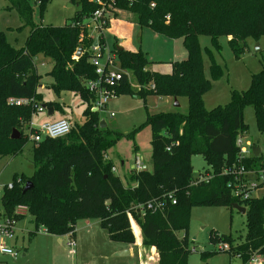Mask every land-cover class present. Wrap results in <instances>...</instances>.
Masks as SVG:
<instances>
[{"label":"trees","instance_id":"1","mask_svg":"<svg viewBox=\"0 0 264 264\" xmlns=\"http://www.w3.org/2000/svg\"><path fill=\"white\" fill-rule=\"evenodd\" d=\"M5 1L16 9L30 32L19 50L0 32V157L16 156L28 143L23 129L35 114V105L58 108L55 102L42 103L37 95L41 80L33 62L37 55L51 60L48 75L53 87L78 95L88 109L83 122L70 125L64 137L33 144L32 174L28 178L15 176L11 188H3L1 216L19 220L22 217L13 213L18 205H24L36 230L43 229L54 237L73 234L80 220H96L111 242L122 245L134 243L133 223L141 232L142 245L155 250L157 264H188L191 209L232 208L237 204L245 209L244 238L235 242L230 236L211 231L209 243L227 245V250L216 252H227L240 264L264 257V191L259 197L239 201L227 188L229 178L219 175L236 159V139L246 131L245 106L253 108L257 131L264 139V64L246 91L232 92L229 103L206 110L203 95L208 82L198 41L206 36L218 50L219 39L226 38L238 58L248 39L264 36V0H135L132 5L116 1L115 7L131 14L139 26L168 39H182L186 51V58L171 63L167 74L146 70L149 63L141 51L114 47L109 52L122 72L116 96L132 94L142 101L149 95L187 100L186 114L146 116L145 125L151 130V170L129 171L125 183L112 171V163L104 160L120 137L99 128L98 111L91 110L94 98L85 87V82L96 76L90 63L92 41L86 24L98 5L92 0H77L78 10L71 22L53 28L36 25L33 20L35 12L43 16L50 0ZM99 45L104 46L102 37ZM78 48L80 56L73 58ZM124 71L131 72L136 90L130 87ZM210 73L214 79L222 74L213 60ZM10 99L32 103L15 106L9 104ZM13 130L20 133L19 140L10 139ZM193 156H201L206 162L208 169L203 173L214 175L208 183L191 185L195 180L190 163ZM26 182L32 188L23 193ZM148 204L155 210L148 209ZM201 255L203 259L204 253Z\"/></svg>","mask_w":264,"mask_h":264},{"label":"rangeland","instance_id":"2","mask_svg":"<svg viewBox=\"0 0 264 264\" xmlns=\"http://www.w3.org/2000/svg\"><path fill=\"white\" fill-rule=\"evenodd\" d=\"M76 3L77 0L74 4L69 0H50L42 17H39L38 13L35 12L34 23L53 28H60L65 24H69L78 10ZM121 13L126 15L125 12ZM0 32L4 34L7 43L16 50L24 47L30 32V27L20 18L16 9L5 0H0ZM135 35L133 44L137 50L144 53V55L148 54L150 61H155L153 66H160L161 71H166V66H162V63H156L168 62V60L163 59L162 61V59H159L163 51L162 45L155 43L147 34L142 38L139 33ZM198 41L201 49L203 74L208 82V90L203 95V106L206 110L229 103L232 92L246 91L250 87L252 76L262 71L264 36L259 37L258 40L248 39L238 58H235L231 52L226 38L219 39L218 50L213 49L210 38L206 36L199 37ZM106 42L104 40L106 49L108 51L112 50L113 42L109 38L106 39ZM171 42L172 51L176 52L175 55L181 54L183 56L178 59L186 57L183 42L180 39L171 40ZM207 51H210L211 55ZM73 57L75 58L74 55ZM212 60L222 70L221 76L217 79L212 78L210 73ZM33 62L41 76L40 85L42 88H37V95L40 94L41 102L60 103L64 117L72 123L80 124L83 121V113L88 109L86 103L73 92L60 91L53 87V80L46 75L52 66V62L48 57L37 55ZM116 68H119L117 64ZM124 73L128 77L130 87L136 90L134 87L135 80L131 72L124 71ZM177 103L179 106L174 107V101L171 97L149 95L145 101H142L132 94H123L110 98L107 106L98 111L97 118L100 122L103 121L107 132L120 137L119 141L107 151L104 160L108 161L107 156L109 157L116 169V174L121 176V180H123V169L129 171L134 166L135 157L139 158L142 164L151 170V130L148 125H145L146 116L167 113L186 114V98L177 99ZM242 112L246 126V140L256 145L257 148H264V139L258 133L255 125L253 108L245 106ZM58 115V113L55 114V116ZM41 117H43L42 114L36 112L32 117V123L36 125L44 123V121H40ZM128 135H131V138L127 137ZM33 147V144L28 142L16 156L0 157V214L3 212L1 204L3 188L12 185L15 176L28 178L32 174ZM121 162L123 163L122 166L120 165ZM190 163L194 178H197L208 169L201 156L191 157ZM260 194L254 193V197H259ZM17 217L22 218L15 221L13 237L4 240V244L16 251L18 256L13 259L0 254V264H69L66 260H57L58 258L55 260V250L59 249V243L55 237L43 234V229L36 230L29 214ZM79 226L80 224H78ZM131 228H135L133 223ZM135 229L133 230L134 239ZM211 231L219 236H230L233 241L239 242L246 234L245 215L224 206H194L190 211L187 232L191 251L188 256V264H240L237 258L230 257L227 252H216L217 244L213 245L208 241ZM62 246H66L64 239H62ZM72 248L74 247L66 246L68 251ZM201 252L204 253L203 259L201 258ZM133 257L125 260L129 259L132 262H137V259ZM257 260L260 262L259 264H264V257L255 259L248 264H257ZM75 261L76 259H74Z\"/></svg>","mask_w":264,"mask_h":264},{"label":"built area","instance_id":"3","mask_svg":"<svg viewBox=\"0 0 264 264\" xmlns=\"http://www.w3.org/2000/svg\"><path fill=\"white\" fill-rule=\"evenodd\" d=\"M92 1L98 5V8L88 18L86 26L89 32V39L92 41V45L89 47V53L93 55L90 63L94 68L96 76L94 80L86 81L85 87L94 98L93 102H91V110L99 111L107 106V102L110 98L116 97L115 89L122 79V72L116 68L115 57L109 53L110 51H108L105 46L102 47L99 45V39L100 37L103 38V31L106 29L103 27L105 21L109 19L110 14L116 10L115 4L118 0ZM120 1L128 5H132L135 2V0ZM151 7H153V4H151ZM29 103L32 102L17 99L9 100V104L15 106L27 105ZM34 108L35 113L43 111V108L38 105H35ZM69 132L70 123L65 119L36 125L32 123L31 118L26 128L23 129V134L27 142L32 144H38L45 139L62 138ZM235 145L237 147L235 161L224 166L219 175L229 178L227 188L230 189L233 197L239 201H247L254 197V193H261L264 191V148H258L259 151L257 156L254 157L252 148H257V146L246 140L245 133L237 137ZM134 170L136 172L145 170L142 162L137 157H135L134 160ZM112 171L114 172V168ZM213 176L212 173L200 174L193 180L191 185L196 186L199 183H208ZM6 187L10 189L11 185H7ZM171 204H175V201L172 200ZM147 208L150 210L154 209L152 204H148ZM26 214L27 207L24 205H18L13 213L15 217ZM15 221L14 218L0 215V254L13 259L17 258L18 253L6 246L4 240L12 239ZM42 232L45 233L44 230H42ZM68 246L74 247V243L70 241ZM218 250H227V245L218 244L217 251ZM256 263L259 264L258 260Z\"/></svg>","mask_w":264,"mask_h":264},{"label":"crops","instance_id":"4","mask_svg":"<svg viewBox=\"0 0 264 264\" xmlns=\"http://www.w3.org/2000/svg\"><path fill=\"white\" fill-rule=\"evenodd\" d=\"M121 12H125L126 15L122 14ZM138 33L139 36H141V38L145 36V34H147V36L149 38H152L155 43L162 45L163 51L162 54L160 53L161 56L159 59H162V61L163 59L168 60V62H156L158 64L162 63V66H166L165 67L166 71L164 70L161 71L160 66H153V63L155 61H150V56H148V54H145L146 60L149 63V65L146 68L148 71L157 72L160 74H167L171 70V63L175 61H181L184 60V58H186L184 57L178 59L181 56V54L175 55L176 52L172 51L173 46L171 40L173 39L165 38L161 35L152 32L149 28L139 26L138 24H136L131 14H129L124 10H119L117 8L112 14H110L108 20V26L103 31V40H105L106 42V39L109 38V40L112 41L114 44L113 48L119 47L122 48L123 50L135 52L138 50L136 46L133 44V41H134V37L136 36L135 34ZM180 40L182 41V39ZM50 70L47 72L46 75H48ZM49 78L51 79L50 76ZM134 87L137 89L136 83ZM38 88H42V86L39 85ZM57 104H58V108L49 107L52 109L49 112H47L46 109L42 107L45 105L38 104V106L40 105V107L43 108V111L40 112L43 116L40 118V121L55 122L60 119H65L70 123V125L77 124V123H72L70 120L65 118L62 106L60 105V103ZM45 107L48 108L47 106ZM57 113L59 114L58 115L59 118L58 116H55V114ZM107 159L108 161L111 162L108 156ZM120 165L122 166L123 163L121 162ZM112 166L114 168V174L118 178H120L121 176L116 174V169L114 165ZM144 168L145 170L150 171L149 169H147L146 166H144ZM132 170H134V166L129 169V171ZM123 171H124L122 172L123 180L121 181L125 183L124 179L126 178V175L127 173H129V171L124 169ZM78 224H80L79 227ZM76 225L73 234H69L61 237H55L59 243V249H56L54 253L55 260L56 258H58L57 260H66L67 262H69V264H157V255L155 253V250L153 248H148L142 245L141 232L139 228L136 226H134L136 228V229L134 228L135 229L134 243L131 245H122L111 242L108 239L107 232L100 227L98 221L96 220H80L76 223ZM131 229L133 232L134 229L133 228ZM62 239L65 240L66 246H68V243L70 241L73 242L74 248L68 251V249H66V246L61 247ZM120 253H123L124 255L120 256L119 255ZM132 257L136 258L137 262H132L129 259L125 260L126 258H132ZM74 259H76L75 262Z\"/></svg>","mask_w":264,"mask_h":264},{"label":"water","instance_id":"5","mask_svg":"<svg viewBox=\"0 0 264 264\" xmlns=\"http://www.w3.org/2000/svg\"><path fill=\"white\" fill-rule=\"evenodd\" d=\"M116 49L117 50H122V48H119V47H116ZM80 53H81V48H78L77 51H76V53L74 54L75 58H78L80 56ZM173 101H174L173 106L174 107H178L179 105L177 103V99L174 98ZM42 107L44 109H46L47 112H49V111L52 110L49 107L48 108H46L45 106H42ZM92 112H96V111L95 110H92ZM105 127H106L105 124L103 123V121H101L100 124H99V128L104 129ZM10 139L11 140H19L20 139V133L17 130H13L12 133H11V135H10ZM258 151H259L258 148H256V147H253L252 148V154H253L254 157L257 156ZM31 188H32V184L30 182H26L25 185H24V187H23V193L27 192ZM232 208L234 210H236L238 213L242 214V215L245 214V209L243 207H240L237 204H233L232 205ZM136 212H137V214L139 216L140 215V210L137 209ZM119 255L121 256V255H124V254L123 253H120Z\"/></svg>","mask_w":264,"mask_h":264}]
</instances>
